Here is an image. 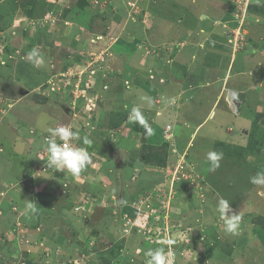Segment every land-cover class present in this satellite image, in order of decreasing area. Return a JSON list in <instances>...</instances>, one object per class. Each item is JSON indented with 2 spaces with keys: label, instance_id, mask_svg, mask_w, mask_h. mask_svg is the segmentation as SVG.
Masks as SVG:
<instances>
[{
  "label": "rangeland",
  "instance_id": "rangeland-1",
  "mask_svg": "<svg viewBox=\"0 0 264 264\" xmlns=\"http://www.w3.org/2000/svg\"><path fill=\"white\" fill-rule=\"evenodd\" d=\"M33 47L43 67L27 60ZM4 61L0 227L13 210L18 232H0V264H147L161 247L173 264H264V185L250 182L264 171V0H0ZM181 61L195 79L230 71L224 85L247 99L199 125L210 104L161 114L172 95L155 86ZM64 125L90 153L78 177L46 167L47 129ZM210 152L222 154L215 169ZM221 199L239 235L225 233ZM30 201L40 211L27 216Z\"/></svg>",
  "mask_w": 264,
  "mask_h": 264
},
{
  "label": "clouds",
  "instance_id": "clouds-1",
  "mask_svg": "<svg viewBox=\"0 0 264 264\" xmlns=\"http://www.w3.org/2000/svg\"><path fill=\"white\" fill-rule=\"evenodd\" d=\"M16 29L20 27V24H14ZM27 60L37 68L43 67L45 65V58L41 51L33 47L27 53ZM233 92V93H232ZM230 104L233 100L238 97L237 90L229 91ZM239 98V97H238ZM142 100L147 99L146 97H141ZM173 102L174 101H170ZM233 105V104H231ZM130 119L134 121H139L142 125L146 124L139 107H133L130 113ZM49 136L47 140V152L48 157L46 160V167L54 170L55 172H67L73 177H78L91 163L90 153L86 147L74 146L72 141L79 140L80 136L78 131L74 130L69 126H58L49 127ZM164 138L167 140L170 135H174L171 130V124H168L165 129ZM165 140V141H166ZM59 141V142H58ZM84 145L90 146L92 144L91 139L85 138L83 140ZM221 155L216 152H210L208 154V160L211 167L215 169L219 167V161ZM181 157V156H180ZM250 182L256 185H264V171L257 172L256 175L250 178ZM40 209L33 202H28L25 206L24 212L27 216H32L38 214ZM216 211L219 213V218L224 223V231L227 234L236 236L240 234V223L241 216L237 215L232 211L231 204L225 199L219 200L216 205ZM173 241L169 240L168 244L171 245ZM147 264H173L172 256L169 252H166L163 247L156 249H148L146 252Z\"/></svg>",
  "mask_w": 264,
  "mask_h": 264
},
{
  "label": "crops",
  "instance_id": "crops-1",
  "mask_svg": "<svg viewBox=\"0 0 264 264\" xmlns=\"http://www.w3.org/2000/svg\"><path fill=\"white\" fill-rule=\"evenodd\" d=\"M180 65L182 66L180 69V72L174 76L173 81H171V75L168 76L169 72L165 70L160 75V77H162V76L166 77V81L164 78H161L162 81L159 82L158 84H156V86H155L160 91V93H165V94L168 93V95H165V96H171L172 95L171 98L167 97V99H170V101H174V103L168 101L166 104H161V106L164 109L163 111L160 112L161 114L162 113L166 114V112H169V114L172 115V112H174L175 115H177V117H179V116H181V114L178 110H180V107L182 106V104H187L189 102H192V104H210L205 119L203 121H201L200 123H198V125H199V124L203 123L204 121H206V119L209 118V116H210L209 114L213 110H214L213 118H216L217 117V109L220 107L221 104L225 105V108H223L222 114L226 115L227 113H229V112H226L225 109L230 108L229 107V104H230L229 103V101H230L229 91L230 90H237V91L245 92L246 97L244 100L247 99V96H248L247 91L242 90V89L235 87V86L232 88V87H228V85H224V80L226 79L227 73H229L230 71L224 70V74L223 73L220 74V76L217 79H215L212 77V73H210V71H212L210 69V67H205V68L201 69L202 71H200V74L195 79L191 76L190 70H188L186 68V66H187L186 63H183V61H181ZM160 77H159V79H160ZM154 81H155V78H154ZM170 81H171V83H170ZM169 86L178 87L177 92L171 93ZM149 89H151V86L149 87ZM151 95L154 97V99L156 101L158 100V98L156 99V97L153 94H151ZM199 96H200V98H199ZM162 98H163V96H162ZM244 100H240V103L244 102ZM161 103H163V102H161ZM237 104H238V102H237ZM241 107H242V105H241ZM240 112H241V114L234 111V113H232V114H234L235 116L236 115L245 116V115H243L244 112L242 110ZM168 124H171V130L174 133L175 132L174 124H172L170 122H166V124L164 126H166ZM198 125H196V128L194 129L193 133L191 134L192 140L196 135ZM231 131H232V129L230 127L229 132H231ZM191 138H190V140H191ZM191 141H190V143H191ZM186 151H187V149L181 153H185Z\"/></svg>",
  "mask_w": 264,
  "mask_h": 264
},
{
  "label": "trees",
  "instance_id": "trees-1",
  "mask_svg": "<svg viewBox=\"0 0 264 264\" xmlns=\"http://www.w3.org/2000/svg\"><path fill=\"white\" fill-rule=\"evenodd\" d=\"M4 64H6V62L4 61L2 64H0V66L1 65H4ZM224 144H222V145H225L226 144V142H223ZM161 166H164V165H162V164H160ZM23 204V203H22ZM12 214H13V216H12V219H13V222H12V225H9V226H6V227H0V232H2V233H4L7 229H13L14 231H16V232H18V225L17 224H15L14 223V221H15V219H16V212H14L13 210H9ZM24 214V213H23ZM5 215V212H4V214L3 215H0V223H2L3 224V222L5 221V219L3 218V216ZM14 223V224H13ZM5 228V229H4ZM4 229V230H3Z\"/></svg>",
  "mask_w": 264,
  "mask_h": 264
},
{
  "label": "water",
  "instance_id": "water-1",
  "mask_svg": "<svg viewBox=\"0 0 264 264\" xmlns=\"http://www.w3.org/2000/svg\"><path fill=\"white\" fill-rule=\"evenodd\" d=\"M203 18H206L207 16L205 14H202ZM233 93V92H232ZM237 95L239 97V100H244L246 97V93L243 91H237Z\"/></svg>",
  "mask_w": 264,
  "mask_h": 264
},
{
  "label": "bare ground",
  "instance_id": "bare-ground-1",
  "mask_svg": "<svg viewBox=\"0 0 264 264\" xmlns=\"http://www.w3.org/2000/svg\"><path fill=\"white\" fill-rule=\"evenodd\" d=\"M238 17V16H237ZM207 19V18H206ZM237 25H238V23H237ZM233 29V28H232ZM230 31V30H229ZM247 35V34H246ZM233 37V36H232ZM244 40V39H243ZM234 41V40H233ZM238 41V40H237ZM235 107V106H234ZM213 113H214V111H212V113H211V115H210V117H212L213 116Z\"/></svg>",
  "mask_w": 264,
  "mask_h": 264
}]
</instances>
